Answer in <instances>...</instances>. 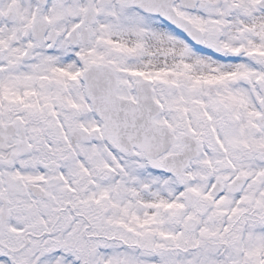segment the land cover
Masks as SVG:
<instances>
[{
    "label": "snow or ice",
    "instance_id": "6c2138e0",
    "mask_svg": "<svg viewBox=\"0 0 264 264\" xmlns=\"http://www.w3.org/2000/svg\"><path fill=\"white\" fill-rule=\"evenodd\" d=\"M0 264H264V0H0Z\"/></svg>",
    "mask_w": 264,
    "mask_h": 264
}]
</instances>
